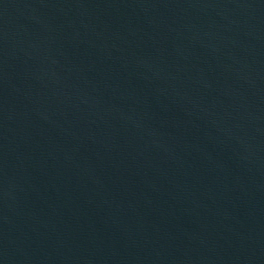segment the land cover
Segmentation results:
<instances>
[{
  "label": "water",
  "instance_id": "1",
  "mask_svg": "<svg viewBox=\"0 0 264 264\" xmlns=\"http://www.w3.org/2000/svg\"><path fill=\"white\" fill-rule=\"evenodd\" d=\"M0 264H264V0H0Z\"/></svg>",
  "mask_w": 264,
  "mask_h": 264
}]
</instances>
